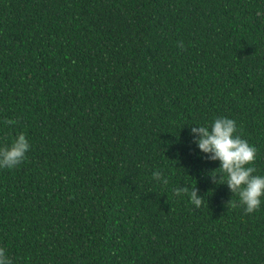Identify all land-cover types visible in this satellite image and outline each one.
<instances>
[{
  "label": "trees",
  "instance_id": "trees-1",
  "mask_svg": "<svg viewBox=\"0 0 264 264\" xmlns=\"http://www.w3.org/2000/svg\"><path fill=\"white\" fill-rule=\"evenodd\" d=\"M257 12L264 0H0V145L30 142L0 169L13 264H264V204L245 214L189 135L234 119L264 175ZM185 186L199 208L174 195Z\"/></svg>",
  "mask_w": 264,
  "mask_h": 264
},
{
  "label": "clouds",
  "instance_id": "clouds-1",
  "mask_svg": "<svg viewBox=\"0 0 264 264\" xmlns=\"http://www.w3.org/2000/svg\"><path fill=\"white\" fill-rule=\"evenodd\" d=\"M264 17V12H257ZM6 123H14L8 120ZM189 135L193 138L201 158L218 161L219 167L211 172L215 183L226 184L245 214H252L264 204V175L256 174L254 162L257 148L242 138L237 131V122L229 117L220 116L211 124H193ZM30 149V142L23 132L16 134L10 145H0V169H13L21 164ZM219 170L217 174H212ZM217 176L219 179L217 180ZM153 179L168 184V179L160 171L152 173ZM174 195L187 196L190 203L199 208L204 198L196 188L189 186L174 189ZM0 264H13L4 248H0Z\"/></svg>",
  "mask_w": 264,
  "mask_h": 264
}]
</instances>
